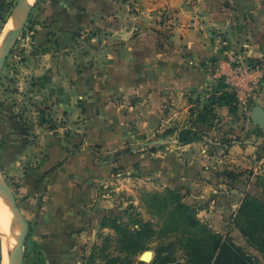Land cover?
<instances>
[{
    "label": "crops",
    "instance_id": "0c3cea01",
    "mask_svg": "<svg viewBox=\"0 0 264 264\" xmlns=\"http://www.w3.org/2000/svg\"><path fill=\"white\" fill-rule=\"evenodd\" d=\"M0 82V165L30 223L23 264H71L109 170L95 151L178 139L229 91L238 107L212 103L219 129L180 142L177 163L214 181L215 164L246 159L240 144L209 148L246 104L264 108V0H36Z\"/></svg>",
    "mask_w": 264,
    "mask_h": 264
},
{
    "label": "rangeland",
    "instance_id": "374dc122",
    "mask_svg": "<svg viewBox=\"0 0 264 264\" xmlns=\"http://www.w3.org/2000/svg\"><path fill=\"white\" fill-rule=\"evenodd\" d=\"M18 2L5 0L0 14V37ZM35 3L36 0L31 4L30 15ZM215 95L218 94L206 96L212 100ZM237 103L239 100L235 99L234 104ZM253 107L246 104L238 115L239 126L220 131L215 140L218 144L209 148L213 153V147L217 150L227 146L220 155L223 158L234 143L240 144V154L246 157L240 164L223 165L222 169L215 164L218 178L214 181L194 170L188 173L189 177H180L182 174L176 169L181 143L175 142L176 137L169 138L171 143L160 141L168 139L163 135L173 133L127 143L126 148H118L114 153L95 151L96 162L109 170L95 184L91 208L85 215L87 220L75 236L71 264H200L212 248L210 233L219 234L224 243L237 248L251 264H264V211H241L247 195L264 201V134L247 119ZM40 115L45 117V113ZM193 120L185 126H191ZM208 126L219 129L215 122ZM181 127L175 126L173 131ZM158 159L170 161V166L159 167ZM4 175L14 188V182ZM147 250L153 252L150 261L142 259ZM196 250L199 252L195 259L192 253Z\"/></svg>",
    "mask_w": 264,
    "mask_h": 264
},
{
    "label": "trees",
    "instance_id": "16d2710c",
    "mask_svg": "<svg viewBox=\"0 0 264 264\" xmlns=\"http://www.w3.org/2000/svg\"><path fill=\"white\" fill-rule=\"evenodd\" d=\"M5 1L2 3V10L5 8L3 5ZM215 99H210V105L205 107V112L200 113L197 118L193 120L191 126L182 127L180 131L179 141L182 143H190L194 140L200 139L201 132L204 131V126L209 123L210 117L213 118L214 114H212V103H218L222 106L231 105L234 109L237 108V105L234 104V96L229 91H223L220 93H216ZM199 123V124H198ZM201 123V124H200ZM172 131V130H170ZM169 131V132H170ZM179 142V143H180ZM228 143L230 141H227ZM127 153V151H124ZM122 153V152H121ZM159 167H162L166 164V166H170V161H164L162 159H158ZM153 164L157 163V161H152ZM146 166L148 164H145ZM155 165H152L154 167ZM1 170L3 168L1 167ZM177 173L180 174H188L189 171L183 167L181 164H177ZM263 185V184H262ZM263 210L264 211V201L258 197L247 195L242 205L241 211L252 212L254 210ZM250 234V232H246ZM212 239V248L208 251V257L206 260L200 264H251L249 260L237 249L234 248L233 245H228L224 243L222 237L217 233H210L209 236ZM198 250L192 253L193 257L196 259L198 255Z\"/></svg>",
    "mask_w": 264,
    "mask_h": 264
},
{
    "label": "water",
    "instance_id": "95a60500",
    "mask_svg": "<svg viewBox=\"0 0 264 264\" xmlns=\"http://www.w3.org/2000/svg\"><path fill=\"white\" fill-rule=\"evenodd\" d=\"M30 2L29 0H19L17 3L15 9H18V14H19V22L16 23L11 31L9 32V42L6 46V49L4 51L3 56L0 57V70L2 66L5 64L6 60L8 59L10 53L12 52V48L16 45L18 42L20 33L22 31V28L25 26V24L28 21L29 18V12H30ZM14 9V10H15ZM247 119H250L252 123L255 125L262 127L264 129V108L260 105H256L253 107L252 112ZM179 136L178 139L175 141L179 143ZM161 142L163 143H171L172 140H164L160 139ZM5 173L3 170H0V182L4 186V191L7 197L8 202H10L12 206V211L14 215L21 221L22 224V231L17 239V245L16 248L13 247L11 249V254L8 257V263L7 264H23L24 260V253H25V245H26V239L30 233V223L27 220L22 208L20 207L18 203V198L17 195L12 187V185L8 182L7 178L4 175ZM152 253L153 257V252L150 250L145 251V253L142 255V259L146 260V256ZM151 257V259H152Z\"/></svg>",
    "mask_w": 264,
    "mask_h": 264
},
{
    "label": "bare ground",
    "instance_id": "6f19581e",
    "mask_svg": "<svg viewBox=\"0 0 264 264\" xmlns=\"http://www.w3.org/2000/svg\"><path fill=\"white\" fill-rule=\"evenodd\" d=\"M30 5L35 2V0H29ZM19 9V8H18ZM19 22V14L16 9L15 13L9 17V23L7 29L3 31L0 37V57L3 56L6 46L9 42V32L13 26ZM22 231L21 221L14 215L12 211V206L8 202L4 186L0 182V236L2 240L3 249V262L8 263V257L11 254V249L16 248L17 239ZM152 253L146 256L147 261H150ZM3 264V263H2Z\"/></svg>",
    "mask_w": 264,
    "mask_h": 264
}]
</instances>
